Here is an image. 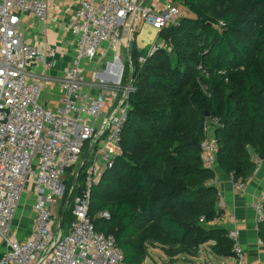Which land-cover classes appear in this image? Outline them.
Returning a JSON list of instances; mask_svg holds the SVG:
<instances>
[{"label":"trees","instance_id":"trees-1","mask_svg":"<svg viewBox=\"0 0 264 264\" xmlns=\"http://www.w3.org/2000/svg\"><path fill=\"white\" fill-rule=\"evenodd\" d=\"M183 2L187 14L158 32L162 48H129L121 154L91 188L89 217L115 238L123 264H141L150 246L170 260L196 258L205 245L215 257H233L226 231L210 225L221 212L215 172L200 160L206 124L217 165L234 182L252 177V155L264 159V0ZM76 181L62 230L73 220L84 172ZM103 212L109 218H99ZM258 235L264 246V222Z\"/></svg>","mask_w":264,"mask_h":264},{"label":"built area","instance_id":"built-area-1","mask_svg":"<svg viewBox=\"0 0 264 264\" xmlns=\"http://www.w3.org/2000/svg\"><path fill=\"white\" fill-rule=\"evenodd\" d=\"M49 1L0 0V237L5 247L1 263L123 264L115 238L97 232L89 217L91 188L121 154L122 131L128 119L132 85L122 86L121 48L125 46L132 70L129 45L138 22L161 31L176 25L182 12L168 4L161 10L149 9L142 0H80L68 21L75 53L58 82L60 104L56 111H49L41 103L42 83L29 76L26 66L34 61L48 70L55 65L54 53L25 43L20 30L25 14L45 21ZM104 45L112 53L110 60H105L94 81H87V65L98 57L103 62L105 57L99 53ZM154 50L156 47L150 52ZM204 133L200 160L205 169L214 171L218 145L209 137L211 124H206ZM84 152L87 156L74 182L84 172L85 188L72 206L73 220L62 230L53 209L65 191L63 178L79 164ZM251 161L255 168L262 163L255 155ZM234 183L243 188V184ZM24 190L32 192L35 220L31 234L20 242L11 237L10 227ZM216 209H223L220 196ZM253 209L257 223L264 222V192ZM99 218H109V214L103 212ZM229 221L235 224L232 216ZM226 234L236 264H247L237 229H228Z\"/></svg>","mask_w":264,"mask_h":264},{"label":"crops","instance_id":"crops-1","mask_svg":"<svg viewBox=\"0 0 264 264\" xmlns=\"http://www.w3.org/2000/svg\"><path fill=\"white\" fill-rule=\"evenodd\" d=\"M142 1L144 7L153 10H161L165 4L170 5L166 0ZM79 2L80 0H50L48 15L45 21L40 22L30 14H25L21 20L20 30L23 33L24 42L41 47L47 53H54L52 61L55 62V65L48 70L44 65L35 63L34 61H29L26 66L29 76L42 83L43 94L41 103L49 111H56L60 104L58 82L62 73L71 66L75 53L74 37L68 28V21L77 9ZM162 2L166 3L161 7ZM140 23L142 22H138L135 34H138L140 31ZM155 40H158V35ZM138 49L146 50L147 47ZM99 55L105 57L102 60L104 61L110 60L112 53L104 45ZM99 61L100 58L98 57L97 61L87 65L85 75L87 81H90L87 74L97 70L99 68L98 64L104 66ZM100 68L102 70L101 66ZM96 92L95 89L92 90V93L95 94ZM211 136H213L212 133L209 134V137ZM214 172V186L218 196L222 200L223 209L221 211V219L210 223V225L223 229L226 232L228 229H237L244 262L247 264H264V246L258 235L259 224L257 223V216L253 209V203L264 192V159L255 168L252 177L243 184L242 189H239L231 180V177L222 171L218 165L215 166ZM231 216L235 219V224L230 223L229 218ZM34 220L35 211L33 208L32 192L24 190L11 223V237L20 242L24 241L31 234ZM200 250L204 251L201 258H199L201 255L199 251L196 258L179 257L175 260L182 261L180 264H236L233 257H215L211 255L209 245L201 247ZM4 253L5 247L0 237V264H2L1 260Z\"/></svg>","mask_w":264,"mask_h":264},{"label":"rangeland","instance_id":"rangeland-1","mask_svg":"<svg viewBox=\"0 0 264 264\" xmlns=\"http://www.w3.org/2000/svg\"><path fill=\"white\" fill-rule=\"evenodd\" d=\"M165 1V0H162ZM167 3H169L172 6L177 7L181 12L182 16L187 14V7L184 5L183 0H166ZM161 3V7L164 3ZM141 25L140 31L138 34L133 33L131 35L130 39V45H132L133 41H135L136 45L140 49H144L147 47L148 51L150 52L154 47L157 48H162L163 42L161 40H155L156 36L158 35L157 30H155L150 24L148 23H140ZM169 51V49H168ZM120 59L124 65V75L122 79V86L126 87L130 83V72H129V64H128V59H127V50L124 47L121 48V53H120ZM105 60L102 62L104 64ZM100 66L103 69L102 64H98V67ZM97 69L95 71H92L91 73L87 74V77L90 78V80L94 81L100 74L101 71L100 69ZM87 70V69H86ZM130 94V93H129ZM109 110V109H108ZM87 156V152L83 154L81 157V160L78 165H76L73 169H71L68 173L67 177H64L62 180V185L65 187V191L63 194L57 198L56 204L54 206L53 212L56 217V222L59 221L62 213L64 211H67L71 204H70V194L72 192L73 188L77 187V181L74 182L75 180V173L82 167V164L84 163V159ZM97 162L100 164L99 158H97ZM74 184V186H73ZM204 250V249H203ZM200 250L201 255L199 258L203 256L204 251ZM182 261L180 260H170L167 256H165L163 250L159 246H150L147 249V255L146 258L143 260L141 264H180Z\"/></svg>","mask_w":264,"mask_h":264},{"label":"water","instance_id":"water-1","mask_svg":"<svg viewBox=\"0 0 264 264\" xmlns=\"http://www.w3.org/2000/svg\"><path fill=\"white\" fill-rule=\"evenodd\" d=\"M61 220H62V215H61V217H60V219H59V228H60V226H61Z\"/></svg>","mask_w":264,"mask_h":264}]
</instances>
